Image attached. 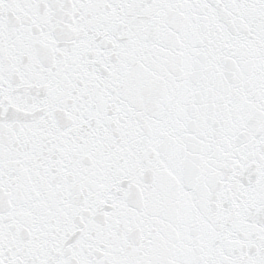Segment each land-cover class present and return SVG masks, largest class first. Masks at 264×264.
<instances>
[{"label":"snow or ice","instance_id":"snow-or-ice-1","mask_svg":"<svg viewBox=\"0 0 264 264\" xmlns=\"http://www.w3.org/2000/svg\"><path fill=\"white\" fill-rule=\"evenodd\" d=\"M0 264H264V0H0Z\"/></svg>","mask_w":264,"mask_h":264}]
</instances>
